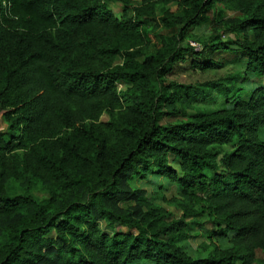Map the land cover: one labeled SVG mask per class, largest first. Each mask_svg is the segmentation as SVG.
Returning a JSON list of instances; mask_svg holds the SVG:
<instances>
[{"label":"trees","instance_id":"16d2710c","mask_svg":"<svg viewBox=\"0 0 264 264\" xmlns=\"http://www.w3.org/2000/svg\"><path fill=\"white\" fill-rule=\"evenodd\" d=\"M129 4L0 0V264H264V0ZM217 4L240 16L196 49ZM216 53L244 58L247 98L168 79Z\"/></svg>","mask_w":264,"mask_h":264},{"label":"rangeland","instance_id":"374dc122","mask_svg":"<svg viewBox=\"0 0 264 264\" xmlns=\"http://www.w3.org/2000/svg\"><path fill=\"white\" fill-rule=\"evenodd\" d=\"M129 3L131 7H134V6H138L141 3V0H129ZM108 7L118 17L122 14L123 6L121 4L110 3ZM175 7H176L175 4L172 3L166 5L165 8L167 9L169 8L172 9V11H174ZM155 12H156L155 19H152L151 21H148L145 24V30L147 32L148 40H149L148 52H153L157 47L160 46L159 35L164 33L158 21V16H160L161 13L159 10V6L156 7ZM239 16H240L239 12L231 8H227L220 4H217L215 6V9L207 15V20L198 27H196L190 34L191 36L190 40L194 41L191 43L194 44L196 49H199L200 48L199 44L202 45V43L205 40H208L211 36L216 34L213 30L212 25L217 24L219 17H222V20H226V19L238 18ZM212 57L214 60L221 62L222 69L205 71V72L194 70L191 68L190 58H188L185 63H180L176 65L173 74H171L168 79L189 87L198 86L206 82H222L226 84L228 87L233 88L234 90L243 87L245 88L246 91L242 92L241 96L243 98H247L248 88L246 83L245 84L243 83V73L245 70L244 58L239 53L238 54L216 53L212 55ZM197 100H198L197 104L199 106L208 109L214 107V105L212 104L203 103L202 99L199 96H197ZM103 119L106 118L104 117ZM5 129H6V124L0 118V131H3ZM133 185L136 187L140 186V184L137 183L136 181L133 183ZM154 187L155 186H153V183L152 184L150 183L149 185L143 187L146 191V196L148 198L155 197ZM33 194H35L38 197L45 196V194L41 193V191L38 189L33 190ZM175 195L176 193L174 188H169L167 191L164 192V196L166 198ZM160 203L163 206L167 207V210L171 212L174 215V217L176 218L180 217L181 215L180 210L174 208L173 206H167L165 203H163V201H161ZM207 228H209L208 225ZM198 234H199L198 239H192L189 241V248H191L192 251L197 248L198 244L200 243V240L206 242V244H208L209 242L208 240L204 239L202 233H198ZM262 259H263V253L261 251H257L255 264H260L262 262ZM132 264H152V263L147 261H141V262H134Z\"/></svg>","mask_w":264,"mask_h":264},{"label":"built area","instance_id":"2783aa9c","mask_svg":"<svg viewBox=\"0 0 264 264\" xmlns=\"http://www.w3.org/2000/svg\"><path fill=\"white\" fill-rule=\"evenodd\" d=\"M191 45H192V46H194V44H193V43H191ZM194 47H195V46H194Z\"/></svg>","mask_w":264,"mask_h":264}]
</instances>
